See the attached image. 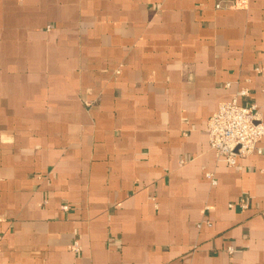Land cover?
<instances>
[{"label":"crops","instance_id":"0c3cea01","mask_svg":"<svg viewBox=\"0 0 264 264\" xmlns=\"http://www.w3.org/2000/svg\"><path fill=\"white\" fill-rule=\"evenodd\" d=\"M242 88L264 0H0V264H264V140L206 130Z\"/></svg>","mask_w":264,"mask_h":264},{"label":"built area","instance_id":"2783aa9c","mask_svg":"<svg viewBox=\"0 0 264 264\" xmlns=\"http://www.w3.org/2000/svg\"><path fill=\"white\" fill-rule=\"evenodd\" d=\"M255 71L260 72L261 68L256 67ZM248 93L247 88H242L231 100L220 103L206 124L210 149L229 167L235 166L239 158L263 152L260 146L264 140L261 110L254 103L243 105L238 101L247 97ZM205 175L211 184H216L210 173ZM63 209L66 210L67 206ZM228 251L231 252L230 249Z\"/></svg>","mask_w":264,"mask_h":264}]
</instances>
